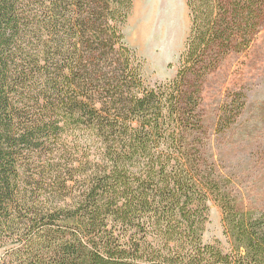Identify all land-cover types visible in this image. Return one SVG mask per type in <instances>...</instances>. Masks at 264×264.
Wrapping results in <instances>:
<instances>
[{"label":"trees","instance_id":"1","mask_svg":"<svg viewBox=\"0 0 264 264\" xmlns=\"http://www.w3.org/2000/svg\"><path fill=\"white\" fill-rule=\"evenodd\" d=\"M185 2L176 73L149 86L132 0H0V264H264V211L214 158L248 94L202 108L264 0ZM210 202L227 249L203 240Z\"/></svg>","mask_w":264,"mask_h":264},{"label":"rangeland","instance_id":"2","mask_svg":"<svg viewBox=\"0 0 264 264\" xmlns=\"http://www.w3.org/2000/svg\"><path fill=\"white\" fill-rule=\"evenodd\" d=\"M138 2L154 8L146 43H141L135 35ZM189 25L185 0H132L123 26L124 41L144 61L142 74L146 84L155 86L174 77ZM238 88L248 94L246 110L231 123L232 128L214 142L217 146L214 158L220 164V174L233 176L232 186L243 204L264 211V21L249 49L227 57L219 73L209 77L202 101L205 114L210 115L223 100L230 102L227 95L231 89ZM208 215L203 240H218L221 247L227 249L221 211L215 202L209 203ZM2 254L3 249H0V257Z\"/></svg>","mask_w":264,"mask_h":264},{"label":"bare ground","instance_id":"3","mask_svg":"<svg viewBox=\"0 0 264 264\" xmlns=\"http://www.w3.org/2000/svg\"><path fill=\"white\" fill-rule=\"evenodd\" d=\"M135 17L137 19L135 35L141 43H146L150 33L148 32L149 23L153 20L154 17V8L149 7L148 3L138 2L135 10Z\"/></svg>","mask_w":264,"mask_h":264}]
</instances>
